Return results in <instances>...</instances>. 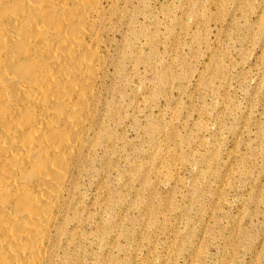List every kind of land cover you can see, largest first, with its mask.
<instances>
[{
    "label": "rangeland",
    "instance_id": "rangeland-1",
    "mask_svg": "<svg viewBox=\"0 0 264 264\" xmlns=\"http://www.w3.org/2000/svg\"><path fill=\"white\" fill-rule=\"evenodd\" d=\"M105 36L100 140L56 263L264 264V0H119Z\"/></svg>",
    "mask_w": 264,
    "mask_h": 264
},
{
    "label": "bare ground",
    "instance_id": "bare-ground-1",
    "mask_svg": "<svg viewBox=\"0 0 264 264\" xmlns=\"http://www.w3.org/2000/svg\"><path fill=\"white\" fill-rule=\"evenodd\" d=\"M118 7L0 0V264H57L75 236L79 179L102 128L105 31Z\"/></svg>",
    "mask_w": 264,
    "mask_h": 264
}]
</instances>
